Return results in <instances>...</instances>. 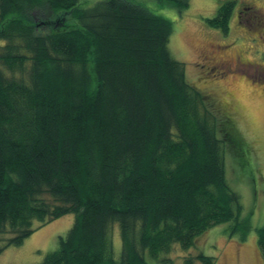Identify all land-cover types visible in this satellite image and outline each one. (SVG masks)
<instances>
[{
	"label": "trees",
	"instance_id": "obj_1",
	"mask_svg": "<svg viewBox=\"0 0 264 264\" xmlns=\"http://www.w3.org/2000/svg\"><path fill=\"white\" fill-rule=\"evenodd\" d=\"M89 3L0 0V235L12 236L0 254L71 214L40 264H150L146 253L174 264L160 255L175 244L190 250L216 226L244 236L221 151L244 142L170 56L173 24L143 0ZM234 6L222 4L208 26L227 34ZM256 233L264 261V228Z\"/></svg>",
	"mask_w": 264,
	"mask_h": 264
},
{
	"label": "rangeland",
	"instance_id": "obj_2",
	"mask_svg": "<svg viewBox=\"0 0 264 264\" xmlns=\"http://www.w3.org/2000/svg\"><path fill=\"white\" fill-rule=\"evenodd\" d=\"M233 1L228 33L211 29L206 20L215 17L222 4ZM143 2L173 24L167 46L170 56L183 65L187 83L201 93L214 119L235 125L244 142L221 143V151L226 183L240 198V221L245 220L247 233L231 236L232 223H224L204 233L190 250L175 244L170 254L160 258L181 264L186 257L203 254L215 258V264H264L256 233L264 228V0H187L188 8L180 12L159 7L156 0ZM74 218L60 217L39 227L19 246H8L0 254V264H40L46 254L58 250V240L68 234ZM11 237L0 235V247ZM111 239L116 259L121 253L116 226ZM144 258L155 264L147 253Z\"/></svg>",
	"mask_w": 264,
	"mask_h": 264
},
{
	"label": "flooded vegetation",
	"instance_id": "obj_3",
	"mask_svg": "<svg viewBox=\"0 0 264 264\" xmlns=\"http://www.w3.org/2000/svg\"><path fill=\"white\" fill-rule=\"evenodd\" d=\"M245 9H246V8H244V9H241V10H243V11H244ZM237 60H238V59H237Z\"/></svg>",
	"mask_w": 264,
	"mask_h": 264
}]
</instances>
